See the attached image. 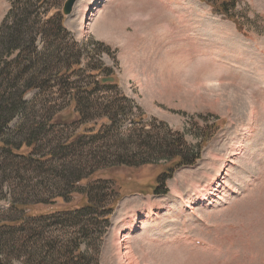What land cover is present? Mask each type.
Instances as JSON below:
<instances>
[{
	"label": "rangeland",
	"instance_id": "1",
	"mask_svg": "<svg viewBox=\"0 0 264 264\" xmlns=\"http://www.w3.org/2000/svg\"><path fill=\"white\" fill-rule=\"evenodd\" d=\"M11 1L0 0V27ZM224 1L108 0L97 19L87 11L99 0H78L65 17L67 29L86 44L82 66L95 67L75 80L85 85L102 75L108 92L132 101L122 102L124 130L132 121L154 120L184 133L194 150L205 139L198 161L173 171L167 194L157 182L171 163L93 177L109 180L119 199L108 220L109 205L87 215L106 225L93 227L94 237L84 243L90 264H264V0H238L228 17L211 5ZM97 50L108 71L97 68ZM36 95L29 92L25 99ZM72 110L63 115L70 119ZM106 122L86 126L98 129ZM49 183L47 192L56 193L58 186L51 178ZM71 196L69 203L57 199L35 213L86 202L80 194ZM8 209L9 202L1 201V218L10 216ZM101 231L97 256L93 248Z\"/></svg>",
	"mask_w": 264,
	"mask_h": 264
},
{
	"label": "trees",
	"instance_id": "2",
	"mask_svg": "<svg viewBox=\"0 0 264 264\" xmlns=\"http://www.w3.org/2000/svg\"><path fill=\"white\" fill-rule=\"evenodd\" d=\"M237 1L211 5L228 17ZM64 2L12 0L0 27V202L8 201L10 208L8 218L0 217V264H12L17 258H23L24 264H90L84 243L94 237L93 227L101 225L104 230L106 225L87 215L109 205L108 220L119 199L109 180L93 179L96 174L171 163L157 182L166 193L173 171L194 165L201 157L205 139L194 150L184 133L164 122L132 121L124 130L120 116L125 117L126 107L122 102L132 101L119 91L108 92L104 76L85 85L75 80L93 65L82 66L88 50L66 28ZM97 52H92L102 63L97 68L108 71L101 51ZM107 76L110 79L111 74ZM32 91H37L36 98L28 102L25 97ZM108 95L113 97L107 99ZM72 106L69 119L63 114ZM17 118L18 125L12 126ZM102 118L107 122L98 129L86 126ZM50 178L58 186L56 193L46 190ZM161 190L158 186L155 192ZM70 193L82 195L85 204L35 213L37 207L50 206L57 199L71 202ZM113 195L115 200L110 202ZM104 234L101 231L96 238L99 244L93 250L97 256Z\"/></svg>",
	"mask_w": 264,
	"mask_h": 264
},
{
	"label": "water",
	"instance_id": "3",
	"mask_svg": "<svg viewBox=\"0 0 264 264\" xmlns=\"http://www.w3.org/2000/svg\"><path fill=\"white\" fill-rule=\"evenodd\" d=\"M78 0H66L63 8H62V13L64 16H69L72 14V11L74 9V6Z\"/></svg>",
	"mask_w": 264,
	"mask_h": 264
},
{
	"label": "crops",
	"instance_id": "4",
	"mask_svg": "<svg viewBox=\"0 0 264 264\" xmlns=\"http://www.w3.org/2000/svg\"><path fill=\"white\" fill-rule=\"evenodd\" d=\"M107 5H108V3H106L104 6L101 7L100 12L97 14L98 17L96 16L97 19L99 18V15H100V13L102 12V10H103ZM95 21H96V20H95Z\"/></svg>",
	"mask_w": 264,
	"mask_h": 264
},
{
	"label": "bare ground",
	"instance_id": "5",
	"mask_svg": "<svg viewBox=\"0 0 264 264\" xmlns=\"http://www.w3.org/2000/svg\"><path fill=\"white\" fill-rule=\"evenodd\" d=\"M166 6V5H165ZM178 13V12H177ZM223 25V24H222ZM220 27V26H219ZM187 34V33H186ZM216 54V53H215ZM210 58V57H209ZM218 58V57H217ZM202 60H204V59H202ZM154 62V61H153ZM198 63V62H197ZM226 63V62H225ZM238 64V63H237ZM262 78V77H261ZM249 83V82H248ZM248 131V134L250 133V132H252V130H251V128L249 129V130H247ZM119 237V236H118ZM131 239V238H130ZM127 252V251H126ZM144 253V252H143ZM131 255V254H130ZM149 264V263H148Z\"/></svg>",
	"mask_w": 264,
	"mask_h": 264
}]
</instances>
